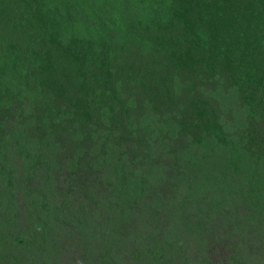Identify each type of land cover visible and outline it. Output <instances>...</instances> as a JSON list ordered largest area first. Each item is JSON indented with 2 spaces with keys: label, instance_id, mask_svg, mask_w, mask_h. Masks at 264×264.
Returning a JSON list of instances; mask_svg holds the SVG:
<instances>
[{
  "label": "trees",
  "instance_id": "1",
  "mask_svg": "<svg viewBox=\"0 0 264 264\" xmlns=\"http://www.w3.org/2000/svg\"><path fill=\"white\" fill-rule=\"evenodd\" d=\"M0 115V264H264V0H0Z\"/></svg>",
  "mask_w": 264,
  "mask_h": 264
},
{
  "label": "rangeland",
  "instance_id": "2",
  "mask_svg": "<svg viewBox=\"0 0 264 264\" xmlns=\"http://www.w3.org/2000/svg\"><path fill=\"white\" fill-rule=\"evenodd\" d=\"M12 29L13 28H12V25L11 24H8L6 22L3 23L2 32H3L4 36L9 37V38H12V34H11V32H12L14 34V39L16 41L20 42L22 48L25 51V55H24V57L21 60L22 63L25 62L24 59L26 58V55L28 54V52L31 50V46H32L31 44H34V45L35 44H40V42H37L35 40L34 41L32 40L33 38H31L29 36V34H28L29 32L34 31L38 36H40L41 38H43V40L41 41L43 44L44 43H47V42H45L48 39V36H47L46 32L43 29H41V28H39L37 26H34V25L29 26L28 25L27 28H26V33L25 34L23 33L22 30H18V31L14 30V31H12ZM13 113H14V111L12 112V114H10V116H13ZM2 115H0V118L2 117ZM13 125H14V122L13 121H10V120H7V119L6 120H3L1 122L2 129H3V131L5 133H9L12 130ZM11 143H2V146L4 147V149L2 151V153H3V159L1 157V163H2V161L4 159H7V160H5L6 164H8L7 161H10V163H11V161L14 159L15 155L19 152L18 151V148H15L14 149L15 151H13L11 149L12 148V144ZM18 156L16 157L15 160H18ZM5 168L11 170V169H14V165L12 163V164L8 165ZM2 172H3L2 169H0V176H1V173ZM178 230H180V229H178ZM62 250H63V248H62Z\"/></svg>",
  "mask_w": 264,
  "mask_h": 264
}]
</instances>
